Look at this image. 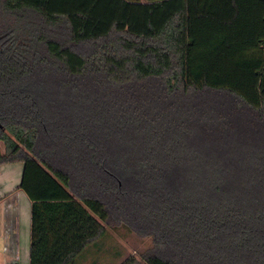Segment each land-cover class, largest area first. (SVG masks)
Instances as JSON below:
<instances>
[{"label":"trees","instance_id":"16d2710c","mask_svg":"<svg viewBox=\"0 0 264 264\" xmlns=\"http://www.w3.org/2000/svg\"><path fill=\"white\" fill-rule=\"evenodd\" d=\"M31 264L108 225L121 264H264V0H0V166Z\"/></svg>","mask_w":264,"mask_h":264},{"label":"crops","instance_id":"0c3cea01","mask_svg":"<svg viewBox=\"0 0 264 264\" xmlns=\"http://www.w3.org/2000/svg\"><path fill=\"white\" fill-rule=\"evenodd\" d=\"M13 167L14 163L0 166V264H31L32 203L19 188L24 167L22 170ZM74 264L80 263L76 260Z\"/></svg>","mask_w":264,"mask_h":264},{"label":"rangeland","instance_id":"374dc122","mask_svg":"<svg viewBox=\"0 0 264 264\" xmlns=\"http://www.w3.org/2000/svg\"><path fill=\"white\" fill-rule=\"evenodd\" d=\"M23 167L18 162L13 168ZM95 243L78 257L80 264H121L129 256H139L153 246L151 237L140 236L125 225L106 226L104 235Z\"/></svg>","mask_w":264,"mask_h":264}]
</instances>
